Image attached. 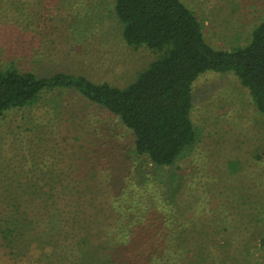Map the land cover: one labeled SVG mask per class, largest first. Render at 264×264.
I'll return each mask as SVG.
<instances>
[{"label":"rangeland","instance_id":"374dc122","mask_svg":"<svg viewBox=\"0 0 264 264\" xmlns=\"http://www.w3.org/2000/svg\"><path fill=\"white\" fill-rule=\"evenodd\" d=\"M23 1L11 6L0 3V69L15 67L39 77L66 73L124 87L157 57L145 46L125 45L114 0ZM180 1L194 12L204 39L215 49L246 45L264 19V0ZM191 94L195 143L173 167L153 169L128 153L134 138L116 117L74 89L45 90L37 103L0 116V187L11 179L22 183L51 179L52 168L95 172L93 185L99 183V196L108 202L100 208L109 210L108 224L115 219L132 230L120 243L127 254L121 253L135 260L139 252L141 258L161 253L169 210L165 198L182 207L188 195L182 183L172 192L168 175L174 176L176 185L183 179L212 183L215 195L226 187L228 174L244 172L245 196L257 201L264 195V115L247 89L232 74L207 72L195 81ZM30 170L36 177L27 174ZM142 170L150 173L149 181L154 179L141 196L136 176H144ZM137 202L140 208H135ZM249 242L253 264H264L260 239ZM7 252L0 238V264H15Z\"/></svg>","mask_w":264,"mask_h":264},{"label":"trees","instance_id":"16d2710c","mask_svg":"<svg viewBox=\"0 0 264 264\" xmlns=\"http://www.w3.org/2000/svg\"><path fill=\"white\" fill-rule=\"evenodd\" d=\"M23 2L0 0L10 6ZM113 10L125 45L157 54L132 82L115 87L66 73L39 77L15 67L0 69V116L37 103L45 90L74 89L132 134L129 154L164 169L195 143L191 93L201 75H234L264 115V19L246 45L225 50L206 42L201 22L180 0H114ZM68 168H52L51 179H11L0 187V238L15 264H253L249 241L259 238L264 248V195L257 201L245 196L244 172L228 174L226 187L215 195L212 183L183 179L176 185L168 175L172 192L186 186L187 200L181 207L165 198L169 210L161 253L141 258L139 252L135 260L121 253L127 254V247L120 244L132 230L115 219L108 224L109 210L100 209L108 202L99 196V183L93 185L95 172ZM31 170L27 174L36 177ZM140 173L144 176H136V184L142 196L154 178Z\"/></svg>","mask_w":264,"mask_h":264}]
</instances>
